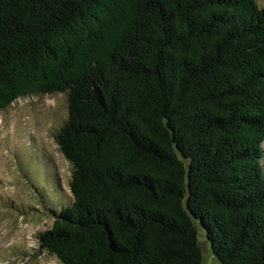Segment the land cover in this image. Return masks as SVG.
I'll list each match as a JSON object with an SVG mask.
<instances>
[{
  "label": "trees",
  "instance_id": "obj_1",
  "mask_svg": "<svg viewBox=\"0 0 264 264\" xmlns=\"http://www.w3.org/2000/svg\"><path fill=\"white\" fill-rule=\"evenodd\" d=\"M67 92L63 264H264V6L0 0V108Z\"/></svg>",
  "mask_w": 264,
  "mask_h": 264
},
{
  "label": "rangeland",
  "instance_id": "obj_2",
  "mask_svg": "<svg viewBox=\"0 0 264 264\" xmlns=\"http://www.w3.org/2000/svg\"><path fill=\"white\" fill-rule=\"evenodd\" d=\"M67 112L66 91L19 96L0 108V264H63L38 235L71 199L73 166L55 140ZM198 240L200 264H220L201 227Z\"/></svg>",
  "mask_w": 264,
  "mask_h": 264
}]
</instances>
